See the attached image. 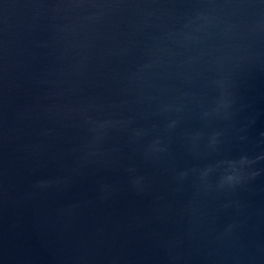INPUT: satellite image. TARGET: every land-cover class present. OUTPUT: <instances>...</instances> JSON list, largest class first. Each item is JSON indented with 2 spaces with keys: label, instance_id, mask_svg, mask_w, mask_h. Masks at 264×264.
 Masks as SVG:
<instances>
[{
  "label": "water",
  "instance_id": "obj_1",
  "mask_svg": "<svg viewBox=\"0 0 264 264\" xmlns=\"http://www.w3.org/2000/svg\"><path fill=\"white\" fill-rule=\"evenodd\" d=\"M0 264H264V0H0Z\"/></svg>",
  "mask_w": 264,
  "mask_h": 264
}]
</instances>
